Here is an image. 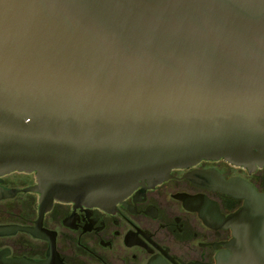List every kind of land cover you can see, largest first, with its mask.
Here are the masks:
<instances>
[{
  "label": "water",
  "instance_id": "water-1",
  "mask_svg": "<svg viewBox=\"0 0 264 264\" xmlns=\"http://www.w3.org/2000/svg\"><path fill=\"white\" fill-rule=\"evenodd\" d=\"M203 159L264 166V0H0V176L36 172L42 213ZM239 190L221 264H264V194Z\"/></svg>",
  "mask_w": 264,
  "mask_h": 264
},
{
  "label": "flooded vegetation",
  "instance_id": "flooded-vegetation-1",
  "mask_svg": "<svg viewBox=\"0 0 264 264\" xmlns=\"http://www.w3.org/2000/svg\"><path fill=\"white\" fill-rule=\"evenodd\" d=\"M37 173L0 176V253L25 264H221L233 229L227 220L245 204L239 188L264 194V166L203 159L171 171L169 179L138 186L115 206L55 200L43 213L31 189Z\"/></svg>",
  "mask_w": 264,
  "mask_h": 264
}]
</instances>
